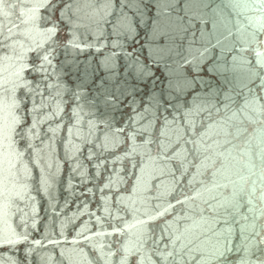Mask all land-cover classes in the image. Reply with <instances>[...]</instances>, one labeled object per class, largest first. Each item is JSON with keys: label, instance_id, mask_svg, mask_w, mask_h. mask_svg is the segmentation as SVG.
Here are the masks:
<instances>
[{"label": "snow or ice", "instance_id": "obj_1", "mask_svg": "<svg viewBox=\"0 0 264 264\" xmlns=\"http://www.w3.org/2000/svg\"><path fill=\"white\" fill-rule=\"evenodd\" d=\"M73 33L76 48L65 43ZM4 48L11 54L0 57V264H28L35 251L21 231L29 227L32 192L56 199L48 183L57 178L54 157L34 183L23 171L40 123L27 122L24 97L40 92L39 78L49 76L61 48L76 53L58 67L75 77L64 115L80 133L73 139L84 142L80 155L100 158L123 146L116 159L131 182L108 177L99 191L117 189L104 199L105 213L112 215L109 199L132 215L139 209L129 204L142 192L157 195L145 219L129 223L121 215L123 227L110 224L111 232L91 237L81 228L70 251L42 256V264H79L77 257L86 264H264V0H0ZM246 94L255 99L242 106ZM75 159L77 186L84 185L89 176ZM124 183L133 195L121 194ZM68 189L77 194L71 181ZM193 224L203 227L198 235ZM21 244L19 260L4 257Z\"/></svg>", "mask_w": 264, "mask_h": 264}, {"label": "water", "instance_id": "obj_2", "mask_svg": "<svg viewBox=\"0 0 264 264\" xmlns=\"http://www.w3.org/2000/svg\"><path fill=\"white\" fill-rule=\"evenodd\" d=\"M11 11V10H10ZM251 14V13H250ZM15 19V16H12ZM23 31V29H21ZM7 34V32H6ZM55 34V33H53ZM64 33H61L63 36ZM69 39H71V32L67 33ZM34 38H39L36 34H33ZM23 38L21 37V40ZM77 37L73 33V39L65 41L73 48L79 47L76 43ZM31 42V41H30ZM8 43H16L15 39ZM19 48V44H17ZM21 51L27 53V45L24 46ZM7 52L9 55L10 50L4 48L0 51V57H4V53ZM34 53L30 54V59L34 58ZM76 55L70 49L66 52L65 49L61 48L55 54V58L52 61V67L48 69V77H40L39 82L41 84L40 92L33 93V99H29L27 96L24 97V106L28 112L32 115L28 117V123L33 120L39 119L40 123L36 125L37 136L32 137L31 143L33 148L32 152V163L29 164L28 160H24L25 167L23 169L26 176H30L33 179L30 183H34L35 179L41 175L46 176V172L43 171L44 163H52L53 157L55 163L58 165L57 178L53 182L51 180L48 183L52 184L49 189L56 197L54 201L50 200L49 195L46 192L35 193L32 192V196L35 197L34 206L25 208V212L30 214L29 227L21 229V231L29 232V246L34 247L35 251L28 257V264H42L40 257L48 256L51 254L53 258L64 250H71L74 245L71 241L75 238L76 232L81 228H87L85 235L94 236L96 232L103 230L104 232H111L112 228L110 224L119 223L121 227L124 226L123 222L119 220V216H125V219L129 223H135L134 217L145 219L144 213L150 208L151 203L156 201L152 197L156 196V192H142V195L136 199L135 204H129L130 208L139 209L138 212H134L132 215H127L123 212L118 213L117 209L120 205L114 204L109 199V206L111 207V216H107L104 211V199L111 198L113 191H116L117 185H113V190L109 191L104 189L103 192L99 191L103 187V184L108 183V177H111L113 181L119 182L121 177H124L125 161L117 160L116 156H123V146L119 148H111L105 152L100 158L93 157L88 159L85 156H81V152L84 151L85 145L83 140H74L73 137L79 136L71 124L68 123V117L64 115L65 106L70 103L69 99H65L67 96V89L73 87V81L75 77H65L60 72L58 65L62 63L66 58ZM71 61H69L70 63ZM37 77L33 74L32 78L28 81L30 85L33 80ZM44 84L51 85L50 88L45 90ZM30 88H25V93L29 92ZM254 96L245 95L244 99L241 100V105L250 103L254 100ZM39 101V102H38ZM42 102V103H41ZM70 110H77L76 104H71ZM22 115H24L22 113ZM63 117V119H61ZM75 120L73 121V124ZM70 128L71 131H67ZM47 133L51 140L44 139L41 142V138ZM94 139V137L92 138ZM95 151H99L96 149ZM67 153V155H65ZM22 155L27 156V150ZM43 157V160L41 159ZM75 157H80L79 162L83 164V167L79 171H83L89 179L84 185H78L81 177L75 175L72 168L77 164ZM106 157V159H105ZM99 166V167H97ZM102 173L101 176H97L96 172ZM124 179L130 183V177H124ZM68 181H71L73 190L77 193L72 194V191L68 189ZM127 186V183L118 184L121 189V194L125 197L133 195L131 192H123L122 189ZM92 188V193L82 195L87 188ZM162 191L164 189L162 188ZM67 199L68 203L65 204ZM87 202V210L84 208V202ZM175 203V201H173ZM50 205H55L52 207ZM176 214L180 215V206H176ZM95 213V216L90 213ZM99 217V221H97ZM174 217H170V221L174 220ZM35 223V227H31V224ZM159 223V220L156 221ZM188 224H192V221H188ZM177 225L173 223V228ZM203 230L200 224L192 225V234L198 235ZM63 233V235H61ZM96 241H103L104 239H114V237H95ZM42 241L43 247H36L35 241ZM79 247V245H76ZM24 245L21 244L20 248L15 250H9L4 252L5 258L15 256L19 260L24 254L26 249L23 251ZM79 264H86V261L82 257H77ZM54 264V262H53ZM145 264H149L148 261Z\"/></svg>", "mask_w": 264, "mask_h": 264}]
</instances>
